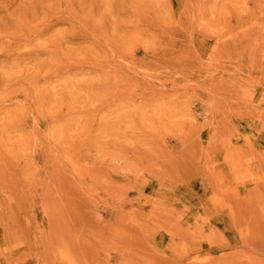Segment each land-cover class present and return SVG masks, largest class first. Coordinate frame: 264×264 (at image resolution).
I'll return each mask as SVG.
<instances>
[{
    "label": "rangeland",
    "instance_id": "rangeland-1",
    "mask_svg": "<svg viewBox=\"0 0 264 264\" xmlns=\"http://www.w3.org/2000/svg\"><path fill=\"white\" fill-rule=\"evenodd\" d=\"M0 264H264V0H0Z\"/></svg>",
    "mask_w": 264,
    "mask_h": 264
}]
</instances>
